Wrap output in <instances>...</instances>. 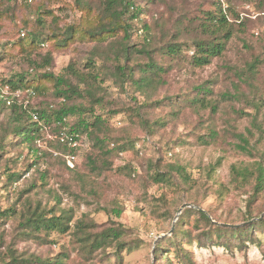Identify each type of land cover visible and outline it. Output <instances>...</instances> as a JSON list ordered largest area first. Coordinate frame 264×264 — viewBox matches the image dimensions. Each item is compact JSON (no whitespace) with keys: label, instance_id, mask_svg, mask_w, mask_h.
Segmentation results:
<instances>
[{"label":"trees","instance_id":"1","mask_svg":"<svg viewBox=\"0 0 264 264\" xmlns=\"http://www.w3.org/2000/svg\"><path fill=\"white\" fill-rule=\"evenodd\" d=\"M90 1L75 0L84 17L77 25L68 26L62 34L55 33L52 28L45 25L43 17L51 16V12H40V9H37L36 27L29 33H23L22 38L11 45V49L31 54L40 47L43 48L45 44L59 50L77 41L93 42L97 46L93 48L94 51L87 60L88 72L82 74L75 66L69 65L65 69V74L61 76H55L51 72L38 74V70L43 66L29 59L30 70L0 80V112L9 111L7 120L0 123V174L3 176L0 178V181L3 179L1 189L6 191L18 183L22 176L7 165L11 161L7 156L11 150L18 152V160L22 156V148L26 147L27 157L33 158L28 169H34L36 172V178L18 192L13 204L4 210L0 209V218L11 222L16 220L20 235L36 241L55 243L54 240H50L53 233H70L74 238V247L82 255V264H87L89 259L100 255L106 249H113L116 256L120 257L121 251L125 249L131 251L138 246L139 241L127 242L125 239L128 230L115 224L95 231L94 224L88 225L84 220H80L75 224V230L70 231L72 210H60L58 206L48 207L42 205L39 200L40 194H52L53 199L59 203L58 197L47 189L51 177L50 169L41 171L38 163L48 160L51 168H63L68 174L69 181L78 185L80 189L85 187L92 189L96 179L107 172L132 179H137L144 173L147 185L166 186L173 194L183 192L189 195L190 203L199 206L194 201L193 192L197 182L189 177L185 166H164L160 161L147 160L144 165H140L141 174L129 162L114 168V161L125 153L137 158L142 157L144 140L141 142L128 129L112 127L102 114H96V110L106 111L110 116L123 114L128 118L130 125L137 124L140 127L144 117L151 111L161 109L167 110L168 122H173L184 108L197 112L209 111V114L215 115L218 111V102L208 98L212 92L206 85L194 87L189 94L181 98L166 96L155 99V97L158 91L166 86L167 75L181 59H185L194 68H202L209 65L213 59L222 57L229 41L237 32V23L232 20L237 21L239 18L229 6L231 1L237 0H228L225 7L218 2L211 10H200L199 16L188 19L182 15L185 23L183 29L173 30L171 35L167 32L168 37L163 33V25L159 24V19L152 26L143 24L142 28L134 30L132 24L139 20L143 10L133 0H95L100 5H106V8L97 14L93 12ZM260 1L258 7L264 10V0ZM4 14L0 3V20ZM178 21L174 20L173 25ZM152 27L162 31L164 36L156 40L155 36L150 34ZM133 31L140 32L141 42L138 44L131 41ZM108 39H112L109 45L98 50V45ZM43 62L48 65V58ZM262 64L264 58H254L247 65L245 76L251 88H255V76ZM107 79H112L120 88L127 84L132 93L138 94L137 96L144 98V101L138 103L134 95L132 105L126 108L123 106L112 108L104 87ZM16 92L21 93L19 97L14 95ZM49 92L56 100L55 104L42 102L37 108L24 104L26 100L43 97ZM223 97L228 98L224 95ZM28 110L38 113L37 121L31 118ZM235 113L238 114L237 111ZM70 117L75 118V122H70ZM250 125L244 133L237 132L235 127L231 128L232 135L237 140L235 144L237 151L250 161L232 165L228 182L233 190L248 192L246 210L239 213L236 218L229 219L217 216L210 210L207 214L198 209L184 208L175 221L172 234L160 238L155 244L153 250L157 261L167 260L168 251L173 250L180 260L191 263L190 257L186 250L181 248L180 243L184 241L185 244L191 245L195 241L192 231H199L197 242L200 238H205L210 244L239 248L244 247L245 242L253 241L254 232L264 231V215L253 223H246L264 212V129L257 125L255 118L251 120ZM45 127H49L52 135L64 129L69 133L78 134L80 138L88 139L89 149L84 153L80 166L75 163L72 168L69 167L66 158L72 154L78 155L83 147L73 150L58 140L45 139L46 149L39 148V142L46 132ZM154 127L163 128L164 124L154 123ZM215 135V132L209 134L212 139L216 138ZM178 141L184 143L180 139L174 143ZM204 143L207 144L206 141ZM12 163L15 166L16 160ZM216 166L217 164L210 166L207 172L214 171ZM204 185L205 183L203 187ZM223 189L227 188L222 187L217 191L220 197L223 195ZM143 195L145 202L150 203L152 214L158 211L161 202L166 201L164 196L152 199L148 198L146 193ZM120 213L121 211H115L117 216ZM167 215L168 210L160 212L159 216ZM220 223L229 226L223 227L219 225ZM238 223L245 224L234 227ZM2 241L0 236V264H66L64 260L68 258V255L63 253L61 257L45 260L34 255L23 259V255L17 254L9 244L4 248ZM2 247L4 251L1 250Z\"/></svg>","mask_w":264,"mask_h":264},{"label":"rangeland","instance_id":"2","mask_svg":"<svg viewBox=\"0 0 264 264\" xmlns=\"http://www.w3.org/2000/svg\"><path fill=\"white\" fill-rule=\"evenodd\" d=\"M133 1L143 10L139 20L132 24L134 30L142 28L143 24L152 26L159 19V24L163 25V33L168 37L167 32L171 35L173 30L183 29L185 23L182 15L189 19L192 16H199L200 10H211L218 2L223 7L227 6L228 2V0ZM260 2V0L231 1L229 6L239 17L237 21L232 20L237 23V32L229 41L222 57L213 59L209 65L202 68H194L185 59H181L167 75L166 86L161 88L155 97V99L166 96L181 98L189 94L194 87L206 85L212 92L208 98L218 102V111L215 115L209 114V111L197 112L184 108L173 122H168L167 110L161 109L151 111L144 117L140 127L137 124L130 125L128 118L123 114L110 116L106 111L96 110V114H102L112 127L128 129L141 142L144 140L142 157L137 158L125 153L114 161V168L129 162L141 174L140 165H144L147 160L160 161L164 166H185L189 177L197 182L193 192L194 201L199 206L190 203L189 195L183 192L173 194L166 186L147 185L144 173L139 178L132 179L107 172L96 179L92 189L89 187L80 189L78 185L69 181L68 174L63 168H51L48 160L38 163L39 170L50 169L51 177L47 189L58 197L59 203L53 199L52 194H40L39 200L42 205L48 207L58 206L60 210L71 209L70 231L75 230V224L80 220H84L88 225L94 224L95 231L115 224L128 230L125 239L127 242L139 241L138 246L131 251L126 249L121 251L120 257L116 256L113 249H106L100 255L89 259L87 264H264V231L254 232L253 241L245 242V246L241 248L210 244L205 238H200L197 242L199 231H192L195 241L191 245L185 244L184 241L180 243L181 248L185 249L190 257L191 263L180 260L173 250L168 251L167 260L157 261L153 250L160 238L172 234L169 233L172 228L174 229L175 221L179 217L176 216L184 204L192 205L194 209L199 208L206 213L210 210L217 216L229 219L236 218L239 213L246 210L248 192L235 191L228 182L230 167L250 160L237 151L235 147L237 140L232 135L231 128L235 127L237 132L244 133L246 128H250L251 120L255 118L257 125L264 129V64L259 67L255 76V88L248 85V78L245 76L248 63L254 58H264V10L258 7ZM0 3L1 11L5 13L0 20V80L30 70L29 59L43 66L38 70V74L51 72L55 76H61L65 74V69L69 65L75 66L82 74L89 71L86 67L87 60L94 51L93 48L97 46L93 42L77 41L59 50L45 44L43 48L40 47L31 54L11 49V45L22 38L21 32L29 33L36 27L37 9H40V12H51V16L44 15L43 20L55 33L62 34L68 26L77 25L84 15L77 8L75 0H35L32 4H27L25 0H0ZM90 5L96 14L106 8L105 4L100 5L95 0H91ZM176 19L179 21L173 25ZM163 33L156 27H152L150 32L156 40L164 36ZM139 34L140 32L133 31L131 37L133 44L141 42ZM111 41L112 39L106 40L98 45L97 49H105ZM45 58H48V65L43 62ZM109 69L112 71V68ZM104 87L112 108L120 106L126 108L132 105L134 95L138 103L144 101V98L132 93V89L127 84L120 88L112 79H107ZM223 95L228 98H224ZM42 102L55 104L56 100L49 92L43 97L26 100L24 104L37 108ZM236 111L238 114L235 113ZM8 115V110L0 112V123L5 122ZM69 121L75 122V118L70 117ZM154 123L164 124V127L155 128ZM45 128L47 130L39 142V148L42 149L47 147L45 139H50L49 135H52L49 127ZM212 132L216 133L214 139L209 136ZM178 139L184 143L179 141L174 143ZM205 141L207 144L204 143ZM88 149V139L84 138L83 148L74 164H81ZM27 152V148L23 147L22 156L18 160V152L14 150L7 155L11 159L7 165L22 176L18 183L7 188L6 191L1 189L3 179L0 181L2 210L10 207L17 198L18 192L36 178L35 170L28 169L33 158L27 157ZM13 160H16L15 166ZM216 164L214 171L208 173V168ZM0 178H3L1 174ZM222 187L227 189H223V195L220 197L217 191ZM143 193L152 199H159L161 196L166 198L164 203H160L158 213L150 212V203L145 202ZM167 210L169 215L159 216L160 212ZM115 211H121L120 215L117 216ZM263 215L264 212L259 217H254L250 220L251 223L261 219ZM244 224L238 223L235 226ZM20 233L16 220L11 222L0 218L2 246L6 248L5 246L9 244L17 254L23 255V259L34 255L45 260L61 257L65 253L68 255L64 260L66 264L83 262L82 255L73 245L74 238L70 233H53L50 240H54L55 243L36 241ZM3 247L1 250L4 251Z\"/></svg>","mask_w":264,"mask_h":264},{"label":"built area","instance_id":"3","mask_svg":"<svg viewBox=\"0 0 264 264\" xmlns=\"http://www.w3.org/2000/svg\"><path fill=\"white\" fill-rule=\"evenodd\" d=\"M25 2L27 4H32L33 2H35V0H25ZM23 35L24 34L21 33V36H23ZM6 89H5V91H7ZM20 94H21L20 92H16L14 95L16 97H19ZM30 94L34 95L33 92H30ZM27 113L31 116V118L34 121L38 120V113L37 112H33L31 110H28ZM45 129L47 130V128H45ZM49 138L51 140H58L61 143L66 144L67 146H69L73 150H78L81 147H83L84 138H80V136L78 134L69 133L64 129H62L58 134L49 135ZM76 158H77V155H74V154L67 156V158H66L67 165L72 168L74 166V162L76 161Z\"/></svg>","mask_w":264,"mask_h":264},{"label":"water","instance_id":"4","mask_svg":"<svg viewBox=\"0 0 264 264\" xmlns=\"http://www.w3.org/2000/svg\"><path fill=\"white\" fill-rule=\"evenodd\" d=\"M184 208H195V207H193L192 205H189V204H184V205H182L181 208H180V210H179V212H178V214H177V216H176V218L180 215L181 210H183ZM197 209H198V210H201V209H199V208H197ZM201 211H202V210H201ZM212 222L214 223V221H212ZM250 223H251V221H250ZM219 225H221V226H223V227L229 226V225H224V224H219ZM234 227H238V226H234ZM172 230H173V228L171 229V231H170L169 234L172 233Z\"/></svg>","mask_w":264,"mask_h":264}]
</instances>
